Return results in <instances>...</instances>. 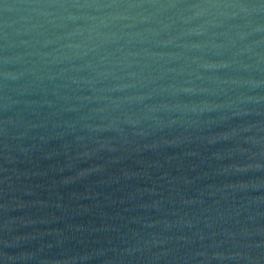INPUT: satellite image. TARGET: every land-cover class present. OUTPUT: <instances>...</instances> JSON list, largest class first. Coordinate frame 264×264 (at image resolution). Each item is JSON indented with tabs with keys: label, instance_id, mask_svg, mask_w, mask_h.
<instances>
[{
	"label": "water",
	"instance_id": "1",
	"mask_svg": "<svg viewBox=\"0 0 264 264\" xmlns=\"http://www.w3.org/2000/svg\"><path fill=\"white\" fill-rule=\"evenodd\" d=\"M0 264H264V0H0Z\"/></svg>",
	"mask_w": 264,
	"mask_h": 264
},
{
	"label": "clouds",
	"instance_id": "2",
	"mask_svg": "<svg viewBox=\"0 0 264 264\" xmlns=\"http://www.w3.org/2000/svg\"><path fill=\"white\" fill-rule=\"evenodd\" d=\"M194 7H200V6L199 5H194ZM237 7H240L242 9H247V8H249L251 6L250 5H247V4H241V5H237Z\"/></svg>",
	"mask_w": 264,
	"mask_h": 264
}]
</instances>
